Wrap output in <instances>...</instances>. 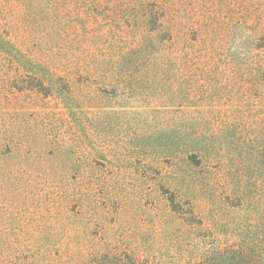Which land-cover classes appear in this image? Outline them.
I'll use <instances>...</instances> for the list:
<instances>
[{
	"label": "rangeland",
	"instance_id": "374dc122",
	"mask_svg": "<svg viewBox=\"0 0 264 264\" xmlns=\"http://www.w3.org/2000/svg\"><path fill=\"white\" fill-rule=\"evenodd\" d=\"M0 264H264V0H0Z\"/></svg>",
	"mask_w": 264,
	"mask_h": 264
}]
</instances>
